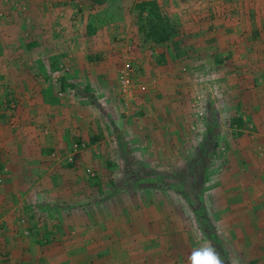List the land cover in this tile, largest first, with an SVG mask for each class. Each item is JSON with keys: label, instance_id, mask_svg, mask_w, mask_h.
Returning <instances> with one entry per match:
<instances>
[{"label": "rangeland", "instance_id": "obj_1", "mask_svg": "<svg viewBox=\"0 0 264 264\" xmlns=\"http://www.w3.org/2000/svg\"><path fill=\"white\" fill-rule=\"evenodd\" d=\"M142 1L0 0V264H264V181L250 177L257 186L247 192L251 164L240 149L244 136L258 141L264 165V108L247 114L245 100L237 101L241 85L236 94L227 80L228 64L208 62L215 51L202 56L207 42L185 31L224 30L233 44L248 43L249 30H264V0H154L173 28L163 45L138 31L135 4ZM88 43L109 47L94 51ZM124 62L133 70L127 93L118 83ZM172 69L174 79L165 74ZM136 91L156 96L160 107L168 92L182 98L162 119L151 108L140 123ZM52 106L56 123L74 110L83 114L91 139L66 135L58 151L45 129L32 132L44 148L39 160L25 158L38 146L27 144L17 150L25 157L11 161L15 144L4 135L21 132L8 128L22 117L33 119L26 122L33 129L49 121L41 112ZM110 122V132L95 127ZM76 143L84 146L75 151ZM126 148L130 162L121 159ZM11 169L20 176H7Z\"/></svg>", "mask_w": 264, "mask_h": 264}, {"label": "crops", "instance_id": "obj_2", "mask_svg": "<svg viewBox=\"0 0 264 264\" xmlns=\"http://www.w3.org/2000/svg\"><path fill=\"white\" fill-rule=\"evenodd\" d=\"M201 15L203 16L204 14L201 12ZM208 15H211V14L207 13L206 16H208ZM209 18L210 17H207L205 20H207ZM185 31L187 33L186 35H189L188 32L197 35L196 40L199 41L200 43H201V39H202V42H207V45H202L201 53H200L202 56H204V57L207 56L206 54L208 53V50H210L211 48H212L211 50L215 51V53H214L215 55L212 53L213 54L212 57L210 59H207L208 62L212 63L213 65L215 64L218 68H220L219 66H221V65L224 66V64H226V63L228 64V67H229V70H231L230 71L231 73L227 77V80H229L230 82H232V84H234L236 94L238 91H240L239 85H241L240 89L242 90L241 91L242 94L240 96H237V98H238L237 101L242 102L243 100H245L246 104H244V102H243V104H244L243 106L246 108V110H245L246 113L251 114L252 116H258V114H260L262 112V109L264 108V30H249V32H247L249 35V37H248L249 42L245 43V44H243V43L241 44L239 42V40H237V43L233 44L234 43L233 37L231 36V38H230L228 33L224 34V30H218L217 32H215V30H212L213 34L209 30H206L207 33L205 32V30H202L203 32L201 30H185ZM244 31H247V30H244ZM198 32L204 33V34H198ZM89 35L92 36L95 34H89ZM204 35H205V38H203ZM200 37H201V39H200ZM254 37H258L259 41L258 42L251 41L252 39H255ZM245 39H247V38H245ZM39 46H42V45L39 44ZM91 46H93V47H91ZM87 47H88V49H92L94 51L95 50H101L102 51L103 49H105L109 46L108 45H106V46L100 45V47H96L95 45H91L90 43H88ZM199 51H200V49H199ZM86 59H87L86 57L83 58V60H85V61H86ZM165 60H166V58H165ZM201 60H203V59H201ZM177 61H178V59H175L173 57L170 60V62L172 64L178 63ZM200 65H202V62ZM218 71H220V70H218ZM166 72H165V74L168 75L167 77L170 76L173 78V76L175 74V71H173V69L171 71H166ZM241 72L243 73V76H240V78L235 77L236 73H238L240 75V74H242ZM101 73L102 74L96 75V76H98L97 78L100 80H105L107 78L108 73L107 72H101ZM230 88L231 87L229 86L227 88V90ZM41 89L42 90L38 91L39 98L41 99V103H45L47 106V100H48L47 97L48 96L44 93L43 88H41ZM229 92L230 91H228V93ZM168 93L172 94L171 97H167L169 99V101L167 103L165 101V104H163L162 107H160L161 105L158 103L159 101H156L158 99L156 96H155V98L153 97V99H156L154 101L150 96H148L149 94L142 95L136 91L134 93V95L138 98V102L140 103V105L141 104L143 105L140 107V110H138L139 112L135 113L139 116L138 117L136 115L137 116L136 118L139 120V122L141 119H145V117H147L152 112L151 108L153 109V113L155 114L156 118H158V120H159V117H160V119L163 118V114H166L168 112H172V111H170L171 107H174L173 106L174 102H178L177 100L181 99L182 95L176 96V95H174L173 91L168 92ZM160 94L164 95L165 93L160 92ZM236 94L233 95L232 98L235 99ZM104 101H105V103H111L113 101V99H105ZM237 108H238V103L236 104L235 111ZM29 109H31V107ZM50 109H51L52 113H46V111L43 113V109L41 112L43 115V118H44V116H47L49 118V121L44 118L43 123L36 124L35 126H33V129H31L28 126V124L30 125L32 123L33 119L31 120L29 118L26 121L28 123L27 124L25 121H23V118L21 117V120L18 123L20 126L8 128V131H10V132L12 131V129L15 131L20 130V132H21L20 136H18L17 134H14V132H13V133H9V136L7 138L6 137L7 135L3 134L4 138L3 137L2 138L4 141H7V139L10 141V139H11V143L15 144V152L17 154L18 159H16L14 157V155L11 154V158H10L11 161L20 162L19 157H25V156L22 154V152H20V154L18 153V151H17L18 146L26 149L28 147V145H30V144L31 145H38L37 147H35L36 153L32 152L30 155H26L25 158L30 159V160H39L38 154L41 153V151H44V148H42V149L40 148L41 146H39V145H41V142H39V144H38V142H37L38 138L36 137V135H33L32 132H37L36 134H39V131H43L45 129L48 132V134H50V140H48V141H51V142L53 141V146L58 151H61V148L63 146H65V145H63L62 141L64 139H62V138L65 137L66 135L74 138V136L79 137V136H82V133H84V137H87L88 140L91 139V135H88V131H89L88 127H90V126L93 127V125H92V123L89 125V120L86 117H83V114L81 116L78 111L74 110V112H69V114L71 116H69L67 121L64 120L63 123H59V122L56 123V121H55L56 120V111H55L53 106ZM31 112H32V110L27 111L26 113H31ZM131 114H133V112H131ZM179 115H181V114L179 113ZM39 116L40 115L36 111V117L38 118ZM53 117H54V120L52 119ZM258 119H259V117H258ZM110 121H111V119H110ZM158 124H159V126L162 125L161 127H163V126L165 127V124L163 121H159ZM112 125H113L112 122H110L107 126H104L103 129L100 128V124L96 125L95 127L98 128V132H102V131H104V129H107V132L108 131L110 132ZM180 125H182V124H180ZM254 127L259 132V129H258L256 123H255ZM2 129H3V127L0 126V132L4 131V129L3 130ZM24 129L26 130L25 134H24ZM120 129H122V127ZM161 131H163V132L166 131V128L165 129L162 128ZM106 135H107V133H106ZM34 136H35V138H34ZM244 137H245L244 144L241 145L240 149H241L242 154L244 155V158L248 161L249 164H251V166L249 167V170L252 171V172L249 171L250 176H249L248 180H246V182L244 184V188L247 190L248 193H252V189H254L257 186V184L255 182H253L252 179L254 177L258 176L264 181V165H262V164L259 165V162H260V160L262 161V158H260V155L256 151V149H257V147H259L258 145H260V143L258 141L254 142L252 140H251L252 141L251 142L249 140L248 136H244ZM107 139H109V138H107ZM39 140H41V139L39 138ZM164 141L170 142L169 140H167V138H165ZM238 141H239V139H238ZM85 142H87V141H85ZM263 142H264V140H263ZM160 145H162V144H160ZM30 148L33 149L32 146ZM129 150L126 148L124 150V152H121V154L123 153L122 155L120 154L122 162H130V159H129V157H127V155H128V152H132V151L130 148H129ZM131 161H134V159H131ZM20 165L21 164L16 165L15 168L17 170H19L21 168ZM31 168H33V167H31ZM16 169H11L10 170V171H12L11 175L8 174L7 176L14 177V178H16L15 176H20L19 172H16L17 171ZM41 170L42 169L39 168V172H40L39 175H41ZM42 177L43 178L45 177V173L43 170H42ZM250 177L252 179H250Z\"/></svg>", "mask_w": 264, "mask_h": 264}, {"label": "trees", "instance_id": "obj_3", "mask_svg": "<svg viewBox=\"0 0 264 264\" xmlns=\"http://www.w3.org/2000/svg\"><path fill=\"white\" fill-rule=\"evenodd\" d=\"M135 9L137 10V19H136L137 28L138 31L143 35L145 41L155 45H161V44L163 45L166 43H170L173 32L172 24L169 21V19L164 15L162 9L160 8L157 2H155L154 0H144L142 2L135 4ZM143 14H145V16H143ZM235 121L241 122L240 119H236ZM98 183L100 184V181ZM65 207L67 209L70 208L69 204L68 206H64V207H62V205L61 206L57 205L56 210L59 214H63V212L66 209ZM35 216L36 213H34L32 210L30 214V218L33 220ZM63 219L66 220V218L62 215V219L58 218V223L57 225H55V228H58V230L61 231H62L61 229L62 225L64 224L62 223ZM32 227L34 226L33 225L29 226L30 231H33ZM48 234L50 233L47 232L46 235ZM46 235H43L42 238L36 240L39 245H44L47 242L45 241L44 243L43 241V238ZM4 244L6 245L7 243ZM98 257L99 255L96 257L95 254L89 255L90 260L93 258L92 260L98 261L97 259Z\"/></svg>", "mask_w": 264, "mask_h": 264}, {"label": "built area", "instance_id": "obj_4", "mask_svg": "<svg viewBox=\"0 0 264 264\" xmlns=\"http://www.w3.org/2000/svg\"><path fill=\"white\" fill-rule=\"evenodd\" d=\"M132 65L130 62H124L118 71V83L122 93H127L133 87L132 79ZM216 95V94H214ZM199 115H202L201 113ZM74 150H79V147H83V144L76 143L73 145Z\"/></svg>", "mask_w": 264, "mask_h": 264}]
</instances>
